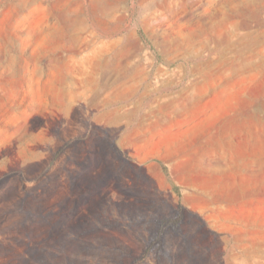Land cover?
I'll return each instance as SVG.
<instances>
[{
    "label": "rangeland",
    "instance_id": "obj_1",
    "mask_svg": "<svg viewBox=\"0 0 264 264\" xmlns=\"http://www.w3.org/2000/svg\"><path fill=\"white\" fill-rule=\"evenodd\" d=\"M0 264H264V0H0Z\"/></svg>",
    "mask_w": 264,
    "mask_h": 264
},
{
    "label": "trees",
    "instance_id": "obj_2",
    "mask_svg": "<svg viewBox=\"0 0 264 264\" xmlns=\"http://www.w3.org/2000/svg\"><path fill=\"white\" fill-rule=\"evenodd\" d=\"M178 220H179V218H178ZM178 220H177V221H178Z\"/></svg>",
    "mask_w": 264,
    "mask_h": 264
}]
</instances>
